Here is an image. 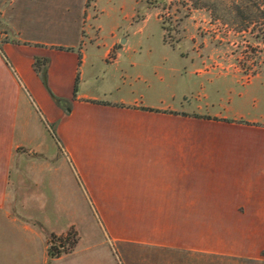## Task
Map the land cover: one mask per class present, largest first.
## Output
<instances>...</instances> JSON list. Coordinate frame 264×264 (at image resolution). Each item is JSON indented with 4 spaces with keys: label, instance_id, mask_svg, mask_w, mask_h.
<instances>
[{
    "label": "crops",
    "instance_id": "crops-1",
    "mask_svg": "<svg viewBox=\"0 0 264 264\" xmlns=\"http://www.w3.org/2000/svg\"><path fill=\"white\" fill-rule=\"evenodd\" d=\"M14 1L1 13L18 42L0 45L5 221H21L9 213L18 207L34 237L67 236L76 222L58 232L39 207L62 203L59 189L76 184L112 244L166 251L194 264L264 263V121L237 111L227 94L218 103L202 97L206 83L218 84L198 77L163 41L131 45L123 38L110 58L112 47L103 51L99 41L84 40L82 28L74 42L34 30L22 36ZM36 58L49 60L48 88ZM35 123L55 127L49 134L59 156ZM27 187L33 196L24 199Z\"/></svg>",
    "mask_w": 264,
    "mask_h": 264
},
{
    "label": "rangeland",
    "instance_id": "rangeland-1",
    "mask_svg": "<svg viewBox=\"0 0 264 264\" xmlns=\"http://www.w3.org/2000/svg\"><path fill=\"white\" fill-rule=\"evenodd\" d=\"M12 2L0 0V45L15 36L1 18ZM12 7L22 18V36L30 37L26 31L34 30L74 42L82 28L84 40L99 41L103 51L112 47L110 58L122 49L119 41L123 38L131 45L163 41L186 59V67L198 77L218 84L215 89L206 83L199 91L202 97H216L218 103L220 96L227 94L237 111L264 121V0H15ZM65 40L60 39L62 43ZM35 121H39L36 116ZM36 123L35 132L42 140L46 138V147L59 156V147L50 136L53 126L45 129ZM35 157L44 159L45 155ZM75 185L59 189L64 200L54 208L47 202L39 207L41 216H47L58 232L76 222L78 233L73 230L71 234L77 242L75 250L63 253L61 258L46 255L48 259L43 260L44 249L46 254L56 252L59 237L66 236L53 239L42 232L40 239L34 237L24 230L20 210L15 207L9 213L20 222H7L0 214V264H39L32 261L37 257L40 264L42 260L45 264H194L192 258L166 251L145 252L131 245L112 244L85 202L81 188ZM33 190L35 196L42 193V189ZM21 194L24 199L31 198L32 188L22 189ZM27 209L34 210L31 205Z\"/></svg>",
    "mask_w": 264,
    "mask_h": 264
},
{
    "label": "trees",
    "instance_id": "trees-1",
    "mask_svg": "<svg viewBox=\"0 0 264 264\" xmlns=\"http://www.w3.org/2000/svg\"><path fill=\"white\" fill-rule=\"evenodd\" d=\"M12 42H13V44H18V42L15 39H13ZM60 49L64 50V48H60ZM48 64H49V60H44L42 58H36L35 63H34V68H35L36 72L40 75L41 80H42V82L46 88H48V80H47ZM78 82H79V78H77L76 83H75V90H74L75 96H76L77 91H78ZM52 98L58 106L61 105L62 99H60L54 95H52ZM148 111H154V110L148 109ZM53 132L55 133V127L54 126H53ZM72 231L73 230L68 232L65 239L59 237L60 241L55 246L57 251L56 252L49 251L50 257H60L63 253L68 254L74 250V248L77 245V242L75 239H73V237H71ZM52 238L54 239V238H56V236L52 235ZM70 238H72V241ZM52 243L54 244L53 240H52ZM53 247H54V245H53Z\"/></svg>",
    "mask_w": 264,
    "mask_h": 264
}]
</instances>
